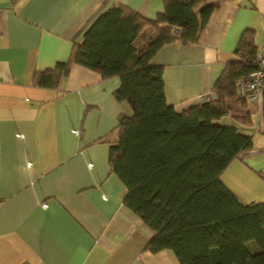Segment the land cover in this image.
Returning a JSON list of instances; mask_svg holds the SVG:
<instances>
[{
	"label": "crops",
	"instance_id": "obj_1",
	"mask_svg": "<svg viewBox=\"0 0 264 264\" xmlns=\"http://www.w3.org/2000/svg\"><path fill=\"white\" fill-rule=\"evenodd\" d=\"M163 1L0 0V264H178L170 250L145 249L151 230L123 205L125 186L108 165L118 116L130 114L113 96L119 78L73 64L57 88L33 84L36 71L68 59L112 3L151 19ZM213 1L218 7L198 43L164 46L152 59L163 66L166 100L178 110L212 95L245 29L255 31L264 53V0ZM262 101L234 107L253 124ZM219 122L243 126L231 115ZM256 153L222 174L242 203L264 201Z\"/></svg>",
	"mask_w": 264,
	"mask_h": 264
},
{
	"label": "trees",
	"instance_id": "obj_2",
	"mask_svg": "<svg viewBox=\"0 0 264 264\" xmlns=\"http://www.w3.org/2000/svg\"><path fill=\"white\" fill-rule=\"evenodd\" d=\"M163 2L151 19L112 3L72 44L68 59L36 71L33 84L57 88L73 64L104 79L119 78L113 96L128 104L130 114L118 116L108 165L125 186L123 205L151 230L146 250H170L178 264H264V201L242 203L222 181L234 160L255 150L252 133L219 122L231 115L253 129L250 114L233 113V106L249 103L236 83L257 68L255 31H243L212 95L178 110L166 100L163 66L152 59L164 46L198 43L218 5ZM148 26L151 31L145 32ZM260 115L264 119V101ZM259 130L264 132V125ZM254 171L264 180V171Z\"/></svg>",
	"mask_w": 264,
	"mask_h": 264
},
{
	"label": "built area",
	"instance_id": "obj_3",
	"mask_svg": "<svg viewBox=\"0 0 264 264\" xmlns=\"http://www.w3.org/2000/svg\"><path fill=\"white\" fill-rule=\"evenodd\" d=\"M254 62L257 68L237 81L236 90L241 99L257 106L264 99V53L258 51Z\"/></svg>",
	"mask_w": 264,
	"mask_h": 264
},
{
	"label": "rangeland",
	"instance_id": "obj_4",
	"mask_svg": "<svg viewBox=\"0 0 264 264\" xmlns=\"http://www.w3.org/2000/svg\"><path fill=\"white\" fill-rule=\"evenodd\" d=\"M145 40V36L144 35H141L139 37V41H143ZM249 105H251V108H252V103H249ZM256 110H254V114L252 115L253 117V129L251 128H248V127H239L240 130L242 131H247V133H252V137H253V142H254V145L256 146L255 147V151H258L259 153H256V157H252V159H257L258 160V164H254L256 166V168H261V167H264V132L260 131L259 130V123H261V125H264V122H261V115L259 113L258 108L255 107ZM237 109L233 106V112L236 113ZM227 121H229V119H225ZM221 122H223L221 120ZM226 122V121H225ZM249 165H252L253 164L251 163L250 159L248 158L247 159ZM253 166V167H255Z\"/></svg>",
	"mask_w": 264,
	"mask_h": 264
}]
</instances>
